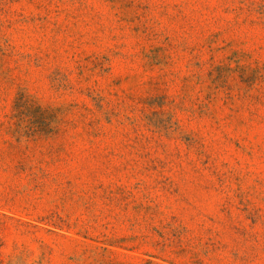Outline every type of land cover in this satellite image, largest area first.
<instances>
[{
  "label": "rangeland",
  "instance_id": "374dc122",
  "mask_svg": "<svg viewBox=\"0 0 264 264\" xmlns=\"http://www.w3.org/2000/svg\"><path fill=\"white\" fill-rule=\"evenodd\" d=\"M0 264H264V0H0Z\"/></svg>",
  "mask_w": 264,
  "mask_h": 264
}]
</instances>
